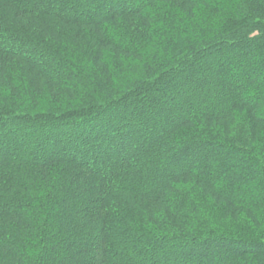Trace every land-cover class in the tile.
<instances>
[{"label": "trees", "instance_id": "obj_1", "mask_svg": "<svg viewBox=\"0 0 264 264\" xmlns=\"http://www.w3.org/2000/svg\"><path fill=\"white\" fill-rule=\"evenodd\" d=\"M0 264H264V0H0Z\"/></svg>", "mask_w": 264, "mask_h": 264}]
</instances>
